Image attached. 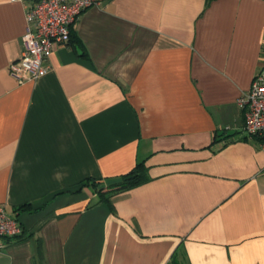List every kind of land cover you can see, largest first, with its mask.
Instances as JSON below:
<instances>
[{"label":"crops","instance_id":"obj_1","mask_svg":"<svg viewBox=\"0 0 264 264\" xmlns=\"http://www.w3.org/2000/svg\"><path fill=\"white\" fill-rule=\"evenodd\" d=\"M31 2L0 0V205L22 227L0 264H264V151L237 103L264 0H99L20 83ZM137 161L107 199L86 181Z\"/></svg>","mask_w":264,"mask_h":264},{"label":"built area","instance_id":"obj_2","mask_svg":"<svg viewBox=\"0 0 264 264\" xmlns=\"http://www.w3.org/2000/svg\"><path fill=\"white\" fill-rule=\"evenodd\" d=\"M99 0H32L25 12L20 56L10 60L8 71L18 82L36 79L49 70V57L57 44L70 40L72 26L87 8ZM244 109L243 129L259 139L264 151V66L237 99ZM22 233L20 223L0 205V249L4 240Z\"/></svg>","mask_w":264,"mask_h":264},{"label":"trees","instance_id":"obj_3","mask_svg":"<svg viewBox=\"0 0 264 264\" xmlns=\"http://www.w3.org/2000/svg\"><path fill=\"white\" fill-rule=\"evenodd\" d=\"M211 0H206L208 3ZM262 52H264V48H262ZM145 173L143 169V164L139 161L135 163V165L126 173L121 174L117 180L113 183L104 185H98L99 183L97 180L92 178L86 179L87 182H92L93 187L95 188L96 192L98 193L99 200L107 199L110 194L122 191L125 189L130 188L131 186L135 185L136 183L145 179ZM105 188V189H104ZM20 236V235H18ZM17 237V236H16ZM38 247L40 248L41 245L39 244Z\"/></svg>","mask_w":264,"mask_h":264}]
</instances>
